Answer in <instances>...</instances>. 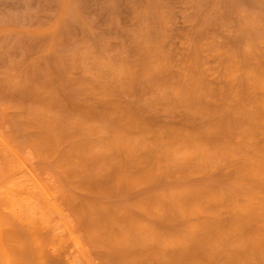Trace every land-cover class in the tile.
<instances>
[{
  "label": "rangeland",
  "instance_id": "1",
  "mask_svg": "<svg viewBox=\"0 0 264 264\" xmlns=\"http://www.w3.org/2000/svg\"><path fill=\"white\" fill-rule=\"evenodd\" d=\"M0 134L51 264H264V0H0Z\"/></svg>",
  "mask_w": 264,
  "mask_h": 264
},
{
  "label": "bare ground",
  "instance_id": "2",
  "mask_svg": "<svg viewBox=\"0 0 264 264\" xmlns=\"http://www.w3.org/2000/svg\"><path fill=\"white\" fill-rule=\"evenodd\" d=\"M258 156L260 155L258 154ZM253 164L256 165V162ZM27 165L29 164H27L0 134V264H32V258L37 261L36 264H48L49 262H47V259L49 260L52 258V255H54L53 249L51 248V253L53 252L52 255L49 254L50 258L46 256V253L50 251L48 247L52 244L51 242L53 241L57 244L56 240L59 238L61 230L63 234L62 227H64V233L65 229L70 231L68 222L64 216L59 220L60 222L56 221L57 202L55 201L54 195L48 190L47 186L41 183L43 182L42 179L37 174L35 175V172L31 170L33 168ZM38 177L41 179V182ZM263 177L264 176L260 179L261 177L259 178L257 176V178L261 180V182H259L261 183L260 187L264 186ZM262 189L264 188L262 187ZM248 192H251L252 196L245 199L247 200L246 203H248V201H260L258 203L259 207L253 209H255L256 212L260 210L262 213L264 211V193L262 192L258 197L259 199H257V195L254 196V194H252L254 192L247 191V193ZM244 211L249 212V207H246ZM12 221L17 222L19 226L27 227V236L31 241L29 250L26 247L27 245L24 244L25 241H22L23 237L21 235L19 236V233L21 234L22 230L25 228L23 227L20 232L17 231L15 228L17 223L14 227ZM20 229L21 228L18 230ZM25 232H23L24 235ZM44 233L51 234V236L49 235V242L46 241V237L45 239L43 238V235L45 236ZM55 244L53 245L57 246ZM57 250L59 254L61 250H59L58 247ZM78 250L80 251V249ZM61 252L60 254H62ZM65 253H67V251H65ZM29 256L32 257L30 260L28 258ZM54 256H57V254ZM63 257L62 260H64ZM86 260L84 261L85 264H87ZM64 261H68V264H81V261L77 263V261L71 260V258H67V260L65 259ZM49 264H51V262Z\"/></svg>",
  "mask_w": 264,
  "mask_h": 264
}]
</instances>
